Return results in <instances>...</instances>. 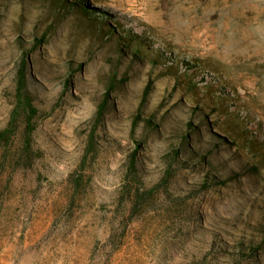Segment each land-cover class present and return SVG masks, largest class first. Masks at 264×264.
Instances as JSON below:
<instances>
[{"label": "rangeland", "instance_id": "obj_1", "mask_svg": "<svg viewBox=\"0 0 264 264\" xmlns=\"http://www.w3.org/2000/svg\"><path fill=\"white\" fill-rule=\"evenodd\" d=\"M24 55L44 153L0 183V264H264V0H0V129ZM138 143L143 190L180 149L135 207Z\"/></svg>", "mask_w": 264, "mask_h": 264}, {"label": "trees", "instance_id": "obj_2", "mask_svg": "<svg viewBox=\"0 0 264 264\" xmlns=\"http://www.w3.org/2000/svg\"><path fill=\"white\" fill-rule=\"evenodd\" d=\"M28 62L27 56L24 55L17 74L14 105L10 112L7 124L0 129V183L2 181L9 183L12 182L18 173L17 171H21V169H28V167L34 164L35 159L38 156H42L44 153L41 148L36 147L35 145V132L38 126L37 118L41 113V108L37 105L35 95L29 87V77L27 74ZM152 81L153 80L150 79L145 88V97L151 91ZM108 93L109 90L107 91V94ZM107 97L108 96H106V99L99 105L96 119H101V115H103L104 109L107 106ZM139 119L140 114H137L134 118L135 125H137ZM147 121L151 123L150 119ZM191 124L192 122H189V125ZM96 127L97 123H95L94 128L92 129L91 138L82 158L80 168H83L88 163L89 154L91 152L96 153ZM188 137L189 133L183 134L181 141H185ZM13 145H15V149L11 152ZM140 145L141 144L138 143V146H135L130 158L128 159L122 189L123 198L133 199L135 207L141 206V203L149 196L154 195L159 187L167 185V182L172 175V160L178 158L180 149V147L177 146L167 155L169 167L166 169V175L162 178V180L154 186L149 187L147 190H143V187H145V181L141 174L138 157ZM9 168L11 170H9ZM71 179L72 182L74 181V187L78 189L81 186V181L78 177H75L74 174H72ZM258 245L259 244L253 245V248ZM239 246L242 249L243 243H240Z\"/></svg>", "mask_w": 264, "mask_h": 264}]
</instances>
